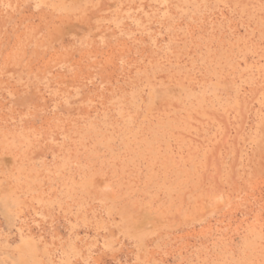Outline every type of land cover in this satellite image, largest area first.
Returning <instances> with one entry per match:
<instances>
[{
  "label": "rangeland",
  "instance_id": "374dc122",
  "mask_svg": "<svg viewBox=\"0 0 264 264\" xmlns=\"http://www.w3.org/2000/svg\"><path fill=\"white\" fill-rule=\"evenodd\" d=\"M0 264H264V0H0Z\"/></svg>",
  "mask_w": 264,
  "mask_h": 264
}]
</instances>
